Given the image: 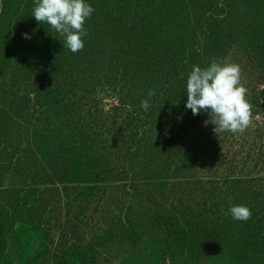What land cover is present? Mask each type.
Instances as JSON below:
<instances>
[{
  "label": "rangeland",
  "instance_id": "rangeland-1",
  "mask_svg": "<svg viewBox=\"0 0 264 264\" xmlns=\"http://www.w3.org/2000/svg\"><path fill=\"white\" fill-rule=\"evenodd\" d=\"M86 2L72 53L0 0V264H264V0ZM213 59L241 68L242 135L185 107Z\"/></svg>",
  "mask_w": 264,
  "mask_h": 264
},
{
  "label": "clouds",
  "instance_id": "clouds-1",
  "mask_svg": "<svg viewBox=\"0 0 264 264\" xmlns=\"http://www.w3.org/2000/svg\"><path fill=\"white\" fill-rule=\"evenodd\" d=\"M94 11L86 0H35L32 16L58 33L64 48L78 53L85 47V22ZM24 36L31 38L27 33ZM186 90V109L194 116L207 113L210 119L204 122L205 126L214 125L217 136L225 132L242 135L252 126V105L247 99L248 90L241 83L239 65L213 59L207 67L193 66L188 73ZM155 95L156 90H148V98L141 101L140 107L148 111L150 99ZM229 211L234 221L248 222L253 215L246 205H234Z\"/></svg>",
  "mask_w": 264,
  "mask_h": 264
}]
</instances>
